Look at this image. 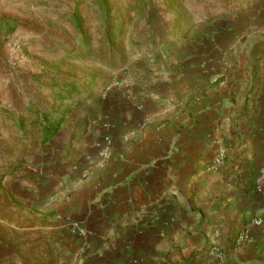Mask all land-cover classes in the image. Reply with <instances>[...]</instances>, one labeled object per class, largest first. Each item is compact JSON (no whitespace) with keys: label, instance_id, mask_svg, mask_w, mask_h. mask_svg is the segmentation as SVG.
I'll use <instances>...</instances> for the list:
<instances>
[{"label":"crops","instance_id":"crops-1","mask_svg":"<svg viewBox=\"0 0 264 264\" xmlns=\"http://www.w3.org/2000/svg\"><path fill=\"white\" fill-rule=\"evenodd\" d=\"M245 1L122 50L85 41L66 0H0V264H206L212 245L216 264H264V0Z\"/></svg>","mask_w":264,"mask_h":264},{"label":"rangeland","instance_id":"rangeland-1","mask_svg":"<svg viewBox=\"0 0 264 264\" xmlns=\"http://www.w3.org/2000/svg\"><path fill=\"white\" fill-rule=\"evenodd\" d=\"M66 6L69 7L70 11L73 9L82 12L81 15L75 14V17L82 19L85 22V33L84 39L91 45L96 42L97 47H102L106 44V40L111 45H117L122 50L127 46V37H134L138 39L137 44L133 43V50L138 44H143L146 36L149 33H158L164 28L168 29L170 20L168 15L187 14L189 9L195 10L197 6H201L200 2L205 0H66ZM255 1V0H253ZM246 13L250 11L249 0H246ZM64 4V5H65ZM76 5L73 7V5ZM189 4L192 5L189 6ZM253 9H256L255 4L252 5ZM203 12L201 10H197ZM82 15L84 17H82ZM132 35V36H131ZM130 45V39L128 41ZM49 51V49H48ZM98 52H101L98 50ZM122 53V52H121ZM92 57V55H91ZM124 55L118 61L121 67L124 64ZM93 60L91 59L90 62ZM97 64L103 65L104 56L101 53L96 57ZM108 66V65H106ZM111 71L113 69H110ZM121 70L117 69L119 72ZM106 91V90H105ZM104 91V92H105ZM108 99L107 92L105 93ZM104 94L102 95V97ZM76 168V167H75ZM74 169V167L72 168Z\"/></svg>","mask_w":264,"mask_h":264},{"label":"built area","instance_id":"built-area-1","mask_svg":"<svg viewBox=\"0 0 264 264\" xmlns=\"http://www.w3.org/2000/svg\"><path fill=\"white\" fill-rule=\"evenodd\" d=\"M23 45V39L18 37L15 38L9 45L8 53H9V66L12 69H15L18 66L19 61L21 60L20 52ZM107 95L104 94L103 98L105 99ZM111 147L112 141L109 137H105L102 144H99L97 149V157H98V166H104L110 159L111 156ZM227 151L225 148H221L217 153L216 157L213 160L214 169L221 168L226 160ZM75 169V167H74ZM77 169V167H76ZM264 191V167L261 169L260 174L256 180V192L263 193ZM252 225L258 226L262 228L264 231V214L260 217H256L251 222ZM251 242V236L249 227L243 228L237 235L235 239L234 249H242L246 245ZM226 252L219 248L216 245H212L208 251L209 261L206 264H216V261L223 260L225 258Z\"/></svg>","mask_w":264,"mask_h":264}]
</instances>
